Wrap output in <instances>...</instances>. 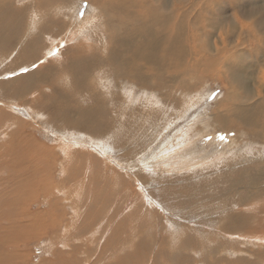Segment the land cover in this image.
<instances>
[{"label": "rangeland", "instance_id": "1", "mask_svg": "<svg viewBox=\"0 0 264 264\" xmlns=\"http://www.w3.org/2000/svg\"><path fill=\"white\" fill-rule=\"evenodd\" d=\"M30 1L34 3L37 1L35 7L40 8L39 15L37 14L40 22L46 18L48 9L49 15L53 14L55 19L60 17L58 15L69 11V8H66L68 4L61 0H12V5L16 4L15 6H17V4H20L25 14H27V2ZM199 1L201 3L203 1H213V3L208 4L209 8L206 7L205 11L201 9L191 10L194 13L204 14L205 18L194 24L191 23L190 27H188L189 22L183 23L184 25L179 29L181 30L179 33L180 40L177 33L174 34L177 40L175 51H183V56L186 54L190 63L191 61L192 63L196 62V59H198V64L205 63L208 66L211 57L206 59L201 57L200 54H194L195 46L202 55L209 52L211 55L220 56L224 60L226 57L227 59L231 58V63L235 60L233 64H237L236 60L242 57L241 59L250 62L248 70H253L252 78L245 77V83L249 89L243 88L242 82L239 80H234V85L230 83V80L232 91L228 90L229 83L227 84L224 79L225 71L223 70L228 67L223 62L220 64L217 62L218 66L215 69L219 74L214 76L201 74L198 69L200 67H197L193 74L185 76V81L188 82L181 87L180 85L175 86V81H178V78L170 79L169 76L166 77L165 75V86L160 89L161 91L135 84L133 86L122 85V88H120L117 83H114L108 72H100L99 80L101 87L103 86V91L119 93L127 104L125 109L122 103H119L117 111L124 116L121 117L124 123H117V126H119L110 132V138L114 136L116 139L120 134V129L122 133L127 132L128 123L125 122L135 118L137 121V124L133 126L139 136L138 138L136 136L137 139H132L134 136H131L132 138L130 136L124 137L128 138V141L130 139V141L123 144L125 147L123 152L121 151V153H124L123 159L114 157L115 145V149L112 146L109 147L110 149L108 148L107 143H113L110 139L90 137L82 131H57L52 128V123L47 115L40 111L39 103H34L30 99L37 92L30 93V98L26 97L21 101H15L16 105L7 97H3L2 94L7 95L9 91L11 80H17V86L23 83L20 81L21 76L19 74L45 70V66L37 68L45 59L41 63H39L40 58L27 67H20L23 60H21L22 63L20 60H15L16 63H12V59L14 61L16 57H10L8 52H6L8 56H4L3 52L5 51H0V55L4 56H0V82L2 84L5 81L6 89H8L6 92L4 86L1 87L0 84V264H9L11 261L14 264L15 261L9 255L18 257L17 264H152V261L153 264H181V259H186L189 264H192L190 262L194 260L195 263L193 264H207L208 262L204 260H206L208 253H212L214 260L220 261L218 264H234L237 261L246 263L248 260L253 259L250 255L254 256L255 254L259 255L254 256L257 261L261 259L257 264H264V243H260L258 245L260 247L255 246V244L251 245L253 242L250 239L247 241L245 237L244 242L242 241L239 246L234 242L236 246L227 249L221 240H218L217 244L216 242L211 244L209 242L210 239L217 238L218 231L222 233H255L257 214L264 213V197L260 198L262 197L260 189L264 187V140L260 139V141L251 136L254 130L260 132L261 129L260 123L255 119L257 115H246L244 119L238 118L241 121L235 126L231 125V128L236 129V132H230L223 129V127L230 128L226 126L227 120L233 116L228 114L227 110L222 107L224 106L222 104L223 99L230 92L233 95L237 93L236 95L241 99L244 97L243 100L250 104L262 100L264 96V0H235L237 7L232 6L230 0ZM196 3L200 4L198 1ZM49 4L52 5L51 10L48 7ZM59 4L63 5V9L58 8L61 6ZM70 4L69 7L74 10L71 21L72 25L76 23L75 31L84 25L88 37L96 36L97 39L104 42L107 38L104 37L106 35L104 34L105 23L99 17L101 14L99 13L101 12L98 9L99 7L90 0H70ZM225 5H227V8ZM42 7H45L44 10H42ZM220 9H222L221 17L218 13ZM81 11L83 15H81ZM41 13H43V16ZM88 15L90 17L95 15V26L94 24L85 26L86 22L81 25L80 22L87 19ZM213 17L221 20L215 28H213V22L208 21L209 19L213 20ZM79 23L80 26L77 25ZM199 23H201L200 26ZM184 26L188 28L187 31ZM168 30L170 31V28ZM89 31H91V34ZM251 32L258 33V40L251 39L257 44L249 43L250 38L247 36ZM208 33L209 35L204 37ZM194 34L199 35L196 42L192 38ZM63 41L68 42L65 39ZM14 42V40H11V43ZM90 42L92 43V41ZM193 45L194 47H192ZM43 52L41 51L40 55ZM49 54L50 52H46L42 57ZM246 62L245 66H247ZM190 63L188 64L190 65ZM178 66V69L186 68L181 64ZM21 69H27V71H21ZM57 71L59 70L53 67L49 76H44L46 78L44 79L47 81L54 79L55 82L53 81L51 87L57 90L67 88V77ZM222 76L223 78H221ZM58 77L60 78L59 81ZM33 78L35 79L32 82L33 84L28 86V92L41 89L44 86L41 78H37V76ZM91 81H93L92 77ZM105 84L107 87H105ZM114 88L116 89L114 90ZM43 90L41 95L47 96L49 90L46 88H43ZM52 92L48 96L55 93ZM132 92L135 93V98L132 99L134 102L136 101L137 105L135 106L137 109L136 107L130 109L134 102L131 99L129 100L127 95ZM2 98L5 100L3 101ZM161 98L162 102H160ZM6 99L8 100L7 103ZM261 106H264V102ZM260 109L263 110L264 107ZM130 116H132L131 119ZM5 117H7L6 120H4ZM142 120L144 121L142 122ZM24 122H26L25 125ZM21 129L25 134L18 132ZM19 133L23 137L30 135L28 138L35 139L38 148L45 146L46 156L41 160L40 157L43 156L35 150L34 143L28 142V144L26 141L24 142L26 144L25 148H30L32 152L34 150L37 159L33 155L31 156L32 153L23 147V142L18 146L27 152L23 151L24 156L23 152L21 154L11 152L9 148H13L14 144L10 139L15 135L20 137ZM208 137H211V139H208ZM180 143H183L180 146H184V150L182 152L183 158H179V163L185 162L186 157L193 155L196 156L195 160H200V162L188 165L189 161L179 166L177 160L169 165V162L175 156L173 155L170 158L160 156L159 153L165 146L172 148L175 145V148L173 147L171 150L173 151L179 147ZM125 149L134 152L135 156L132 155L131 160L125 158ZM139 149L141 151H138ZM151 153L152 157L149 156ZM157 154L163 162H159ZM29 160L32 162H29ZM148 163L149 165H147ZM154 164L155 166H153ZM247 165L251 168L253 177L256 173H261V176L254 177L258 182L256 187L250 182L249 174H238V170L245 166L248 167ZM113 172L116 176L112 174ZM31 173L34 174L33 177ZM238 177H243L244 181H241ZM169 186L175 187L177 190L188 188L186 193H199L205 198L198 200L197 204L173 209L177 200H181L182 197L187 200L190 198L185 197L183 192L174 196L173 190ZM179 186L181 187L179 188ZM131 188L134 189L131 191L132 193L129 192ZM200 195L195 197L198 198ZM202 200L210 201L209 204L212 205V209L208 208L207 213L214 211L217 213L210 214L219 216L217 219H220V223L216 230L214 228L216 225H212L213 222L199 221V218L207 219V216L200 214L203 210L202 207L195 208ZM250 204L259 206L257 211L251 210L250 207L245 209ZM244 205L247 206L241 207ZM191 208L193 211H191ZM185 211H191L193 214H185ZM34 214L39 215L35 218L32 217ZM175 221L176 226L174 225ZM144 225L146 226L145 229H141ZM171 228L175 229L172 230ZM138 231H144V237L141 233H138L136 237L135 233ZM258 232L264 233L262 229H259ZM131 233L134 234L131 235ZM197 233L200 235L202 233L204 235L202 239L205 238L202 253L191 251L194 250L193 246L201 239ZM177 235L181 238L175 242L174 236ZM132 243H140V247L146 245V243L147 245L144 246L145 250L141 248L140 251L131 248L130 251ZM197 246L198 244L195 247ZM173 247H176L177 250ZM161 249L163 253H160ZM165 249L167 250L165 251ZM130 254L132 255L129 256ZM125 256L127 257L125 258ZM162 257L163 259H161Z\"/></svg>", "mask_w": 264, "mask_h": 264}, {"label": "bare ground", "instance_id": "2", "mask_svg": "<svg viewBox=\"0 0 264 264\" xmlns=\"http://www.w3.org/2000/svg\"><path fill=\"white\" fill-rule=\"evenodd\" d=\"M61 1H63L64 3L66 2L68 4V6L66 8H69V11L65 14L63 13L61 15H58L60 17L55 19V18H53V14L49 15V9H48V14L46 16L44 15L46 18L40 22L39 16H38L39 15L38 11H40V8L35 7V4L37 3V1H36V3L31 2V1L29 3L27 2L28 12H27V14H25V12L23 11V8L21 7L20 4L19 5L17 4V6H15L16 4L12 5V0H0V51L1 50H2V52L5 51V52H3V55L8 56L6 53V52H8V54H10V57H13V58L16 57V59H14V61L12 59V63L15 62V60H17V61L20 60V62H21V60H23V63L21 62L22 64L20 65V67H27L29 64L35 63L40 58H41L39 60L40 62L39 61L38 62L41 63V61H43L45 59L44 62L39 67H37V68H42L45 66V68H44L45 70L41 69L42 71L39 70L40 72L39 71L25 72V73L19 74L21 76L20 81L23 82L22 83L23 85L20 84L19 86H17L16 83L18 81L17 80H11L9 82V84H10L9 91L7 92L8 89H6V85L4 83L5 81H3L4 84L3 83L1 84V82H0L1 87L4 86V88L7 92V95L3 93L2 96L7 97L8 100H11L15 104V101L16 102L21 101L22 99L29 97L30 93L34 94L35 92H37V94L35 96L32 95V98H30L31 96L29 98L34 103H39V106L41 107L40 111L47 115L49 121L52 123V128H54L57 131L58 130L59 131L60 130L65 131L66 130V131H74V132L82 131L83 133H86V135L90 136V137H95V138H100V139H110L113 141V143L112 142L107 143L108 148L112 146L115 149V146H116L114 157H116L118 159H123L124 153H121V151L123 152V150H124L123 148H125L123 146V144L130 141V139L128 141L127 140L128 138H124V137H126V136H130V137L132 136L133 137L134 136V138H132V137L131 138L135 139L136 136H137V138L139 136L135 132L136 129L133 126L134 124H137V121L135 118L131 121L125 122V123H128L127 132L124 131L122 133V130L119 128L120 134L117 136V138L115 139L114 136H113V138H110V135H109L110 132L113 129H115V127L117 129L119 126V125L117 126V123L119 124L120 122H123L121 117H124V116L121 115L117 111L118 105H119V103H122L123 108L126 109L127 104H126V102L123 101V99L119 93L115 94L114 92L108 93L109 91L108 92L103 91V89H102L103 86L101 87V85H100L101 83L99 80V74H101L100 72H102V71L108 72L112 76V80L114 81V83H117L118 86H120V88H122L121 87L122 85L133 86V84H135V85H138V86L144 87V88H153V89H156V91H157V90H160L161 88L163 89V87L165 86V79H166V78L164 79L165 75H166V77L169 76L170 79H174L175 77L178 78L179 80L175 81V86L180 85V87H181V86H184V84H186L188 82V81L187 82L185 81L186 80L185 76H190L191 74H193L195 72V69L197 70V67H200L198 69H199L201 74L214 76V75L219 74L218 72H216L215 67L218 66V63L220 64L221 62H223L224 65L228 67V68L223 69L225 71L224 79H225L226 83L228 84L231 80L230 83H232L234 85V80H239L242 82L241 85L243 88H245L247 90L249 89L248 85L245 83V77L252 78L253 70H251L252 72L248 70L250 62L249 61L246 62L245 60L241 59L242 57L238 58V60H236L237 64H233V62H235V60L231 63V61H232L231 58L227 59V57H226V59L224 60L222 57L217 56V55H211L209 52L202 55V53H200L199 50L195 48L196 46L194 47V45H195V43H194V45L192 46V47H194V52H195L194 54H196V55L200 54L201 57H204L206 59H210V57H211L210 62H209V66H208L205 63L198 64V62H197L198 59H196V62H193V63L191 61V63H192L191 64L189 62V58L186 56V54L183 56V54H184L183 51L182 52L177 51V50L175 51V45L177 43V40H176L174 34L177 33L178 38H179V33L181 32V30H179V29L184 25L183 23L189 22L190 24L188 27H190L192 24L199 22L200 20H203L205 18L204 14H200L197 12L194 13L191 10L201 9V10L205 11L206 7L209 8V6H207V5L210 3H213V1L212 2L211 1H203V3H201L199 0H90L92 3H95V5L98 6L99 7L98 9L101 11V12H99V13H101L99 17L105 23V25L103 24L105 27V33L104 34H106V35H104V37H107V38H105V40L103 39L104 42L100 41V39H97L96 36L88 37L87 33L85 32V29H84L85 27H83L84 26L83 24L85 22H86L85 26H90L91 24H94V26H95L96 25V21H95V17H94L95 15H93V16L91 15L92 17H90L88 15L86 17L87 19L83 20V22H80L81 25H83V26L80 27L77 31H75V24L76 23H73V25H72V21H71V19H72L71 16H72V13L74 12V10H71V8L69 7L71 5L70 0H61ZM197 1L200 4L196 3ZM230 1H231L232 6L237 7L235 0H230ZM59 5H61V4H59ZM226 6L227 5H225V7ZM48 7H50V10H51L52 5L49 4ZM42 8H43L42 10H44L45 7H42ZM58 8L63 9V5H61ZM46 9H47V6H46ZM45 11H47V10H45ZM236 12H237V10H236ZM43 13H41L42 16H43ZM218 13H220L219 15L221 17L222 16V9H220V11ZM214 18L215 17H213L214 21L211 19L208 20L210 22H213V24H212L213 28H215V26L218 24L219 21L221 22L220 19H218V18L214 19ZM80 23L77 25L80 26ZM200 24L201 23H199L198 25L200 26ZM209 24H211V23H209ZM61 28L63 31L61 30ZM169 28H170V31L168 30ZM184 28H186V27L184 26ZM171 29H172V31H171ZM191 29H189V30L192 31ZM193 29H195V28H193ZM187 30H188V28H186V31ZM196 30H197V28H196ZM202 30H204V29H202ZM91 31H89L90 34H91ZM199 31L200 30L198 29V32ZM203 32H201V33H203ZM225 33H228V32H225ZM206 35H209V33L205 34L204 37H206ZM98 36H100V35H98ZM198 36H196V34H194L192 36V38L195 40V42L198 40ZM247 37L250 38L249 43L257 44V42L252 41V40H258V38H259L258 33L251 32V33H249V35ZM47 38H49V39L47 40ZM63 39H65L66 41L68 40V42L63 41ZM174 39H175V41H174ZM11 40H14L15 42L11 43ZM101 40H102V38H101ZM179 40H180V38H179ZM90 41H92V43ZM187 43H189V42H187ZM57 44H58V46H57ZM63 45H65V46L63 47ZM185 46H186V43H185ZM41 51H44V52L40 55ZM46 52L47 53L50 52L51 55L49 54L48 56L42 57V55L45 54ZM3 55H0V56L4 57ZM206 55H208V56L205 57ZM182 56H183V58H182ZM204 61H205V59H204ZM245 62L247 63V66H245ZM39 63H37V64H39ZM188 63H190V65ZM179 64H181V66L184 65L186 68L178 69ZM234 66H236V67H234ZM53 67H55L56 69L59 70V71H57L59 74H64L63 76L67 77V80H68V83H67L68 87L67 88L57 90L56 88L51 87V85L53 84V81L55 82L54 79L49 80V81L45 80L46 78L44 76L47 75V77H48L50 72H51V69ZM8 68H10V67H8ZM11 70H12V68H11ZM219 70H221V69H219ZM108 73H107V77H108ZM35 76H37V78H41L44 86L41 89H36V90H33L32 92H28V90H29L28 86H31L33 84L32 82L35 79L33 77H35ZM91 77H92L93 81H91ZM221 78H223V76ZM108 79L111 80L110 78H108ZM59 80H60V78L58 77V81ZM113 81H112V83H113ZM172 82L174 83V81H172ZM114 83H113V85H114ZM230 83L228 85V90L232 91ZM105 87H107L106 84H105ZM43 88H46L49 90L48 95L50 94L51 91H53L55 93L53 95L51 94L50 96L41 95L42 91H44ZM144 88H142V89H144ZM115 89L116 88H114V90ZM133 89H134V87H133ZM111 91H113V90L111 89ZM122 93H124V92H122ZM129 94L127 95L129 100L131 99L133 101L132 98H135L134 97L135 93L132 92L130 95ZM236 94L233 95L230 92L229 94H227L225 96L226 98L223 99V101H222V104L224 105L222 107L225 110H227L228 114L233 116L232 118H229L227 120L226 126H229L230 128L227 129V128L223 127V129L229 130L230 132H236V129H232L231 125H233V126L237 125L238 122L241 121V120H238V118L244 119V116H246V115H252L253 116V114H255V116L257 115L255 117V119L260 123L261 129H260V132H258L257 130H254L251 133V136L254 137L255 139H258V140H260V139L264 140V109L263 110L260 109L261 107L262 108L264 107V106H261V104L264 102L263 101L264 96H263L262 100H259L257 102H254L253 104H250L249 102L243 100L244 97H242V99H241ZM37 95H39V96H37ZM163 95H164V93H163ZM174 95H175V93H174ZM17 96H19V97H17ZM259 96L261 97V95H259ZM138 97H140V96H138ZM4 100L5 99H3V101ZM8 100L6 101V103L8 102ZM135 102H134V105H132L130 107V109H135V107H136L135 105H137ZM160 102H162V98H161ZM183 105H185V104H183ZM1 108L3 109L4 107H1ZM151 108H153V107L151 106ZM114 109H116V110H114ZM136 109H137V107H136ZM176 109H177V107H176ZM181 109H183V108H181ZM128 110H129V108H128ZM147 110H149V109H147ZM130 115H132V114H130ZM131 118H132V116H130V119ZM147 118H148V116H147ZM156 118H158V117L156 116ZM6 119H7V117H5L4 120H6ZM18 119H21V118H18ZM123 119H125V118H123ZM151 120H153V119H151ZM143 121L144 120H142V122ZM214 121H215V117H214ZM25 123L26 122H24V125H25ZM140 127H143V126H140ZM22 128H24V127H22ZM11 130H13V129H11ZM18 132L25 134L22 131V129ZM7 135H8V133H7ZM114 135H115V133H114ZM15 136L11 139L9 138L10 141H12L14 144V147L9 148V149L14 154H21V152L24 151L23 148L19 147L18 145L21 142H23L22 144H23V147L25 148L26 144L24 142L26 141L27 143L28 142L34 143V147L36 148L35 150L40 155L43 156V157H40L41 160H42V158H44V156H46V153H45L46 147L43 146L41 148H38L37 144H35L36 140L33 138L32 139L28 138V137H30V135H27L28 137H23L21 134L19 135L20 137H18L17 135H15ZM181 144H183V143H180L179 147H177L173 151H171V150L173 147L175 148V145L172 148L165 146L164 148L161 149V152L159 153V154H161L160 156L163 158H170L171 156L174 155L175 158L169 162V165H171L170 163H172V162L175 163V161H177V160H178L177 165H179V166L181 164H185L186 162H189V161L190 162L188 165L199 163L200 160H195L196 156H194V155L186 157L187 160L185 161V159H184L185 162L179 163V158L182 157V152L184 150V146L181 147L180 146ZM102 146H104V145H102ZM130 149L132 150V147ZM26 150L29 151L30 153H32L31 156L33 155V157L35 159H37V154L35 153L34 150H33V152L30 151V148L26 149ZM126 151H124L125 152V158H127V159L129 158L131 160L132 159L131 157H133L132 155H134V152L132 153L131 151H127V152ZM138 151H141V150L139 149ZM24 152H26V151H24ZM24 152L22 153L23 156H24ZM159 154H157V156ZM149 156L152 157V153ZM160 156L157 157V159H159L160 161L159 160H157V161L163 162V160L160 158ZM145 158L148 159L147 157H145ZM22 159H24V158L22 157ZM30 159H32V158H30ZM154 159L156 161L155 155H154ZM24 160H22V161H24ZM181 160H183V159H181ZM143 161H144V159H143ZM255 161H257V160H255ZM29 162H32V161L29 160ZM10 163H12V162H10ZM40 163H41V161H40ZM149 163L147 165H149ZM253 163H255V162H253ZM257 163H258V161H257ZM153 166H155V164ZM11 167H12V164H11ZM182 167H184V166H182ZM252 167H253V165H252ZM31 169H33V168H31ZM196 169H198V167H196ZM238 171H239L238 174H241V173L249 174V180L252 183V185L255 187L258 185L257 179H255V178L261 176L260 172L256 173L254 175V177H255L254 178L251 174V168H249V166L248 167H246V166L242 167ZM117 173H119V172H117ZM112 174L114 176H116L114 172ZM238 174H236V175H238ZM31 175H32V177L34 176V174H32V173H31ZM117 175H119V174H117ZM208 176H209V174H208ZM241 176H244V175H241ZM46 177H47V175H46ZM238 178H240L241 181H244L243 177H238ZM144 179H146V178H144ZM212 179H213V177H212ZM199 182H201V181H199ZM180 187L181 186H179V188ZM192 187H194V186H192ZM195 187H196V185H195ZM126 188H128V187L126 186ZM169 188L173 190L174 196L179 195L181 192H183V195L185 197L188 196L190 198L189 200H187L186 198L182 197L181 200H177L175 202V206L173 207V209H175L177 207L189 206L190 204L193 205L198 200L205 198L203 196L196 198L195 196L200 195L199 193H192V192L186 193L188 188H182V190L179 189L180 191L175 189V187L172 188L169 186ZM77 189H78V187H77ZM46 190H48V188H46ZM133 190L134 189L131 188L129 192L132 193L131 191H133ZM260 191L262 193V197H260V198H263L264 197V187L262 189H260ZM167 193H169V192H167ZM43 194H45V193L43 192ZM169 194H171V193H169ZM45 196H46V194H45ZM206 197H208V196H206ZM42 201H44V200H42ZM209 203H210V201L208 202V201L202 200V201H200V203H198L197 206H195V208H197V207L201 208L202 207L203 210H202V213H200V214L203 216H207V219L203 220L202 218H199V221H202V222L211 221L210 223L213 222L212 225L213 224L216 225L214 227L216 230L219 227L220 219L219 218L217 219V217H219L218 215L210 214V213H215L214 211L207 213L208 208H211V206H212ZM0 204H1V201H0ZM245 206H247V205H244L241 207H245ZM253 206H254V208H252ZM249 207L251 210H254V211H257V209L259 208V206L250 204V206H247L245 209H249ZM31 209H32V207H31ZM224 209L226 210V207ZM263 209H264V206H263ZM225 210H223V211H225ZM191 211H193V209ZM191 211H188V212L185 211V214H193ZM218 212H220V211H218ZM222 213H224V212H222ZM27 215H26V217H27ZM38 215L39 214H37V215L34 214V215H32V217L36 218V217H38ZM12 216L14 217V215H12ZM257 216L258 217H257V222H256V228L254 229L255 233L254 232L222 233V232L218 231L217 232V238L213 239V240L210 239V241H209L210 244L213 242H216V244H217L218 240H221L224 242V245H226L225 247L228 249V247H235L236 246V245H234V242L237 243L239 246V244L242 243V241L244 242L245 237L247 238V241L250 239L251 242H253V243H251V245L255 244V246H258L260 243H264V233L258 232L259 229H262L264 231V213L263 214H257ZM174 225L176 226V221H175ZM180 226H181V224H180ZM144 227H146V226L145 225L142 226L141 229H143ZM178 228H179V226H178ZM174 229H172V230H174ZM200 229H201V227H200ZM199 231H201V230H199ZM143 232L144 231H138L135 233V236L137 237L138 236L137 234L141 233V235L144 237ZM132 234H134V233H131V235ZM198 235L201 239L197 242V244H198L197 247H195L197 244H195V246H193L194 250H191V251H193L194 253H202L203 252L202 250L204 248L205 238L202 239V237L204 235H202V233H201V235L200 234H198ZM171 238L172 237H170V239ZM180 238L181 237L179 235H177L176 237L174 236L175 242H177L178 239H180ZM156 240H154V241H156ZM171 240H173V239H171ZM160 244H161V242H160ZM140 245H141L140 243H132V246L130 245V251H131V248H133L134 250H140L141 248L144 249V246H146L147 243H146V245H143L142 247H140ZM258 247H260V246H258ZM127 248H128V246H127ZM173 248L175 250H177L176 247H173ZM196 249H198V250H196ZM155 250L157 251V249H155ZM166 250L167 249H165V251ZM160 253H163L162 249L160 250ZM165 254H167V253L165 252ZM131 255L132 254H130L129 256H131ZM162 256H163V254H162ZM254 256H259V255L255 254ZM254 256L250 255V257L251 258L253 257V259L248 260V262H246V263L237 261L234 264H257L261 259L259 261H257ZM9 257H12L11 259H13L15 261L14 264L18 263V257L16 255H11V256L9 255ZM126 257L127 256H125V258ZM191 257H194V256H191ZM211 257H212V259H210ZM161 259H163V257ZM149 260H150V257H149ZM204 261L208 262L207 264H218V263H220V261L214 260L212 253H208L206 260H204ZM190 263H192V264L195 263V260L191 261ZM9 264H12V261ZM152 264H153V261H152ZM181 264H189V261H187L186 259H181ZM204 264H206V263H204Z\"/></svg>", "mask_w": 264, "mask_h": 264}, {"label": "snow or ice", "instance_id": "3", "mask_svg": "<svg viewBox=\"0 0 264 264\" xmlns=\"http://www.w3.org/2000/svg\"><path fill=\"white\" fill-rule=\"evenodd\" d=\"M87 5L85 4V7H86ZM81 15H83V12L81 11ZM54 54V53H53ZM21 71H27V69H21ZM222 139H223V137H221ZM208 139H211V137H208Z\"/></svg>", "mask_w": 264, "mask_h": 264}, {"label": "crops", "instance_id": "4", "mask_svg": "<svg viewBox=\"0 0 264 264\" xmlns=\"http://www.w3.org/2000/svg\"><path fill=\"white\" fill-rule=\"evenodd\" d=\"M199 197H202V196L200 195ZM189 206H191V204Z\"/></svg>", "mask_w": 264, "mask_h": 264}]
</instances>
